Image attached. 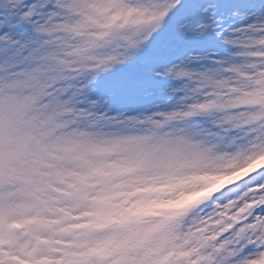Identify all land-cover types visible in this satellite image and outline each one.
Returning <instances> with one entry per match:
<instances>
[{
  "label": "snow or ice",
  "instance_id": "snow-or-ice-1",
  "mask_svg": "<svg viewBox=\"0 0 264 264\" xmlns=\"http://www.w3.org/2000/svg\"><path fill=\"white\" fill-rule=\"evenodd\" d=\"M0 264H264V0H0Z\"/></svg>",
  "mask_w": 264,
  "mask_h": 264
}]
</instances>
